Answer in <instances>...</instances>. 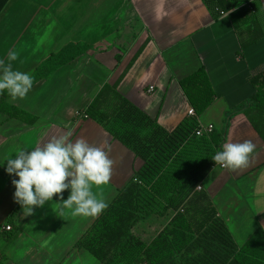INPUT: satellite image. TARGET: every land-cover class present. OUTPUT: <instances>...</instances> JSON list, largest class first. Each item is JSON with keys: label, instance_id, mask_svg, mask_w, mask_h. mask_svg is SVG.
<instances>
[{"label": "crops", "instance_id": "obj_1", "mask_svg": "<svg viewBox=\"0 0 264 264\" xmlns=\"http://www.w3.org/2000/svg\"><path fill=\"white\" fill-rule=\"evenodd\" d=\"M238 9L236 15H218L206 0H0V60L13 70L33 77L69 44L88 47L36 82L26 98L8 99L36 118L33 125L0 112V228H13L0 234L3 264H102L76 248L102 213L92 218L65 210L59 217L60 197L54 196L24 216L14 199L12 180L18 177L6 172L7 157L68 131L73 141L105 146L115 162L112 176L93 192L102 193L109 205L144 163L100 124L78 118L79 112L104 85H117L123 97L172 133L192 108L180 81L201 68L217 99L199 124L223 134L226 129L224 143L251 140L256 147L247 168L229 171L217 164L197 191L238 248L257 229L264 231V141L243 107L255 94L251 78L264 72V0H247ZM13 50L18 59L8 61ZM70 194L66 189L63 199ZM143 223L153 224V217L133 229L137 237Z\"/></svg>", "mask_w": 264, "mask_h": 264}, {"label": "trees", "instance_id": "obj_2", "mask_svg": "<svg viewBox=\"0 0 264 264\" xmlns=\"http://www.w3.org/2000/svg\"><path fill=\"white\" fill-rule=\"evenodd\" d=\"M246 1L206 0L218 15H236L240 11L236 8ZM87 50L83 44H69L40 65L32 77L33 86ZM251 83L255 94L243 107L264 141V72L252 77ZM180 86L195 116L172 133L123 97L117 85H104L89 106L79 112L78 118L100 124L144 164L76 248L89 251L102 264H264L263 229H257L238 248L205 194L197 191L217 165L212 157L222 150L226 131L195 135L198 118L217 99L206 71L199 69L182 79ZM10 98L7 91L0 94V112L33 125L36 118L10 105ZM171 211L175 215L151 242L133 233L140 222L153 215L165 217ZM1 259L0 255L3 264Z\"/></svg>", "mask_w": 264, "mask_h": 264}, {"label": "clouds", "instance_id": "obj_3", "mask_svg": "<svg viewBox=\"0 0 264 264\" xmlns=\"http://www.w3.org/2000/svg\"><path fill=\"white\" fill-rule=\"evenodd\" d=\"M7 59L17 60L18 53L10 51ZM32 88L33 78L29 74L15 71L11 63L0 60V94L7 91L13 101L22 100ZM71 136V131L54 135L41 146L30 151L20 149L14 158L5 159L6 172L18 177L12 180L14 199L24 216L33 215L35 207H43L54 196L60 197L59 217L71 210L73 216L96 218L109 207L103 194L94 193L93 187L109 183L114 160L105 146L90 145L83 138L73 141ZM255 147L251 140L226 142L212 160L229 171L243 170L248 167ZM66 189H71V194L65 200L62 193Z\"/></svg>", "mask_w": 264, "mask_h": 264}, {"label": "rangeland", "instance_id": "obj_4", "mask_svg": "<svg viewBox=\"0 0 264 264\" xmlns=\"http://www.w3.org/2000/svg\"><path fill=\"white\" fill-rule=\"evenodd\" d=\"M174 215L175 212L172 211L167 213L165 217L153 215L151 216L153 217V224H141L136 230V234H138V236L144 238L148 242H151L152 238H154L159 232L162 231V229L170 222Z\"/></svg>", "mask_w": 264, "mask_h": 264}, {"label": "built area", "instance_id": "obj_5", "mask_svg": "<svg viewBox=\"0 0 264 264\" xmlns=\"http://www.w3.org/2000/svg\"><path fill=\"white\" fill-rule=\"evenodd\" d=\"M249 9H250V6H249ZM152 91H153V88H150L149 92H152ZM189 116H192V117L195 116V111L193 108L189 110ZM213 130H214V127L212 125L202 126L199 124L197 130L195 131V135L196 137H202L203 135L208 136L213 132ZM201 189H202L201 187L197 188L198 191H200ZM12 231H13V228L10 225L2 226L0 228V234L12 233Z\"/></svg>", "mask_w": 264, "mask_h": 264}]
</instances>
